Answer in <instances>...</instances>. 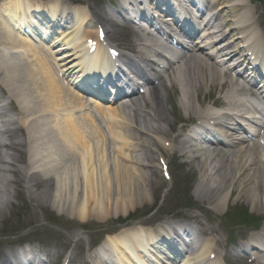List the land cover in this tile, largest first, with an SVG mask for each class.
Wrapping results in <instances>:
<instances>
[{
  "label": "bare ground",
  "instance_id": "1",
  "mask_svg": "<svg viewBox=\"0 0 264 264\" xmlns=\"http://www.w3.org/2000/svg\"><path fill=\"white\" fill-rule=\"evenodd\" d=\"M230 4H232L231 0H217L218 10L226 18L227 30L232 36H236L231 27V22L236 18L238 21L245 19L241 33H245L248 38L253 37L254 31L251 27L253 22L250 16L248 14L239 15L238 11L241 8H237L235 5L230 6ZM39 7H43L44 11L47 9L50 13V15H44L42 18L43 32L48 35L58 34L57 37L60 39L57 40L56 37L54 43L57 44L58 41H61L65 49L67 47L72 51L63 53L62 56L56 58V53L51 50L50 46L38 48L32 44V38L38 34L36 33L37 29L32 27L35 23L32 13L34 9ZM60 9L64 14L65 8L58 0H11L0 5V46L3 48L4 44L9 45L10 49H6L5 54L11 55L5 57L0 50V88L9 100H12V105L19 116V123H22L27 135L30 138L33 136L39 138L42 134L37 144L33 142L30 146L28 163L23 169L20 181H32L36 178L42 181L51 180L55 182L53 186L60 185L65 189L68 188L66 187L67 182L71 179L74 184L73 189L76 188L74 191L81 193V197L74 192L72 201L62 202L61 205L66 212L76 213L80 221L85 218V215H89L97 221H104L111 214L115 217L117 215L124 217L127 213H132L137 205H149L147 192L150 188L153 190L152 199L156 198L154 194L158 190V187L152 182V178L147 179L133 165L130 164L131 167L126 165L128 162L137 165V161L133 162L134 157L139 158L141 154L136 153L135 150L154 151L153 144H147L139 140L138 137H134L132 131L143 133L142 137L147 142H151L152 136H159V133L165 134L166 131L158 126L157 121L166 123L163 104L170 103L171 97L153 90L151 94L153 101H137L138 105L145 103V108L152 112L151 115L138 110L139 108L135 106L134 109L138 111L131 118L130 123H127V117L122 110L123 106L108 107L107 113L102 107L96 106L95 109L107 130V132L101 131L98 127L99 121L88 113V105L84 102L83 97L74 91L71 81L68 80L69 76L66 70V65L69 68L71 63L76 65L79 62L78 59L73 58L74 56H83L85 53L84 40L89 34H93L92 32L88 33V29H86L90 19L86 12H81L79 16H76L75 11L78 10L74 8L71 27L60 32V28L55 29V21H52V17L58 15ZM2 13L7 17L8 15L13 17L14 23L18 22L19 27L24 25L29 29L31 25L34 35L13 32L9 24L5 22L6 18ZM106 17L107 22H112L110 16ZM6 25L7 29L4 28ZM248 38H246L247 41ZM140 40L141 38L133 41L131 46L135 47L133 44ZM153 40L155 43V39ZM139 45L143 49L154 51L153 48ZM154 46L158 47L157 44ZM255 47L261 49V40L256 41ZM98 48L96 55H103L102 47L99 46ZM195 49L201 50L199 47ZM141 52L142 49L139 48L138 53ZM18 54H22V57L26 58L31 54L37 63L36 68L25 61L27 68L21 69L15 59ZM70 56L73 59L69 64ZM200 56L199 60L198 57L192 56L182 62V66L188 62V66L186 65L187 75L183 89H176V93L181 96V99L190 100L193 91L200 105L211 104L215 106L216 102L231 103L237 93L245 94L247 89L238 85L237 80L231 78L228 73L215 69V64L208 55L200 53ZM192 59L199 62H193ZM204 60L211 61L212 64V68L209 70V85L205 84L204 75L203 77L199 76L200 73L198 72L193 74L194 63L199 66L202 74L206 71ZM54 61L60 64V72H57V69L52 66ZM170 71L172 77L176 78V84L179 85L175 67ZM59 73L62 78L58 77ZM12 85H17L20 91H23L22 101L12 89ZM230 107L233 108L232 104ZM187 110L194 113V110L189 106ZM79 112L83 114L82 117H79ZM197 116V119L204 118L201 114H197ZM78 121L82 122V128L77 124ZM54 143L63 147V149L56 148L57 152L63 153L62 160H57L56 154L53 155L52 153ZM109 146H115V148L111 149ZM231 147H236L238 150L231 153L226 149L215 148L211 152L212 154L197 153L190 150L194 160L198 161L197 165L200 168L202 181L207 177L212 181L211 185L205 184L203 191L213 198L218 193L220 194L218 200L222 206L215 207L218 213L222 211L223 204L227 200V194L231 189L232 192L240 191L241 197L254 204L255 209L259 211L264 207V198H258V192L264 195V174L261 171L259 174L257 165L261 160L260 158H264V150L259 151V148L257 149L253 145L245 146L241 142L231 144ZM122 150L128 151V153H122ZM51 156L54 159L50 161ZM9 159L10 156L7 155L6 164L9 163ZM208 161H211L209 165L211 177L207 174L206 165ZM48 162L50 165H47ZM31 172L33 173L30 175ZM70 172L72 175H69ZM213 176L218 178L219 183L212 179ZM3 177V170L0 168V182ZM66 191L68 192V190ZM55 197H57L56 194ZM10 199V196L4 194L3 189L0 188V218L1 213L11 204ZM31 201L36 204L38 209L44 208V201L40 197H34ZM51 201L55 200L51 199ZM51 209L53 208L51 207ZM26 212L28 225L30 219L33 220L34 215L31 211ZM180 226L182 229H189L187 223H182ZM160 235L157 230L144 229L139 226L128 228L114 236L107 237V245L104 246L105 251L108 252L107 255H111L120 253L121 249L125 250L132 260L125 259L121 254L119 264H134L133 262L138 261L139 264H160L156 260L158 258H162L166 263L171 264L172 260L163 251H159V247L152 250L149 246L151 244L158 246V242L163 237ZM256 240L259 244L262 243L260 238ZM206 245V243H202L197 250H194L195 254L189 259V262L183 264H218V260L216 263L204 261L205 257L212 253L210 252L211 245ZM186 246L191 247V245ZM241 248L245 250L246 246L242 245ZM251 250L254 251L255 249L251 248ZM5 254L11 255L13 260L18 262L22 258L27 260V264H35L37 259L43 258L47 253H36L27 246L7 250ZM261 258L263 259V256L258 258L257 264L262 263Z\"/></svg>",
  "mask_w": 264,
  "mask_h": 264
},
{
  "label": "rangeland",
  "instance_id": "2",
  "mask_svg": "<svg viewBox=\"0 0 264 264\" xmlns=\"http://www.w3.org/2000/svg\"><path fill=\"white\" fill-rule=\"evenodd\" d=\"M77 2H81L87 6L88 9H92V4L96 6H101L102 3H100V0H77ZM88 4V5H87ZM85 9V8H84ZM95 20L94 18H92ZM113 31V30H112ZM116 32V31H115ZM112 33V32H111ZM125 34L123 32L116 33L117 38L119 41L121 40L124 42L127 40L125 39ZM33 142H36L35 139H33ZM173 167H175V162H173ZM186 179L178 180L177 182H173L171 186V182H166L162 179V177L159 176H153V179L156 180V182L160 185L159 180H161V185L156 191V198L159 199L160 202H162V211L159 214L152 215L151 217L145 216L142 220L144 224L147 225H153L155 222L158 221V219L162 218L163 216L169 217V213H178V209L174 205L171 206L169 202H173V194L175 189H179V197L181 198L179 201V205H182V198L187 197L190 198V193L192 192L190 187V176L184 177ZM164 182V183H162ZM70 186V184H69ZM47 185H42L41 188L43 191H45ZM17 191V196L14 198L15 201L11 204L10 208L5 209L3 213H1L0 218V252L5 251L6 249H9L10 247H13L17 243L20 242H27L30 244V242L35 246L40 247H51L53 253L56 255V249L58 252H60V258L52 264H63L65 258L68 256L71 257L69 264H82L83 260L81 258H84V252L87 250V248L90 249L89 256L91 257L93 248L104 242V235L105 234H113V231H115L118 227H122L121 225H125L122 222L108 220V221H97L96 219H90L88 224L86 226L81 225L79 226V223H77V220L74 218L66 217L65 215L61 218L57 217H51L48 221L53 224H42L41 222L34 223L30 219V223L27 225V212L25 210V213L23 214V208L20 210H17L18 204H21L20 198H21V191L22 187L21 185L15 187ZM188 190V191H187ZM186 191V193H185ZM173 192V193H171ZM171 193V194H170ZM73 192L72 190H68V193L66 192V197L72 199L73 198ZM153 191L151 192L149 190L147 194V198L149 199V203L154 201L152 199ZM20 197V198H19ZM171 206V207H170ZM26 208V207H25ZM47 208V207H45ZM237 206L233 207L232 209L235 212ZM150 208L145 206L142 211L148 210ZM16 210L19 211L16 213ZM48 209L45 210V212ZM24 215H26V218H24ZM76 216V213L74 214ZM89 218V217H88ZM120 219V217H119ZM214 225H217V227L220 230L223 229H230V226L228 222L222 221L220 223L219 221H216ZM72 227H76V229H72ZM69 230V231H68ZM216 230L218 233L221 234L222 231ZM25 232V233H24ZM23 233V234H22ZM22 234V235H21ZM30 236V237H29ZM45 237L47 239H45ZM36 242H34V241ZM75 240V242H73ZM29 241V242H28ZM50 243H46V242ZM213 241H215V247L212 249L214 252H216V248L219 246V237L214 235ZM46 243V244H45ZM225 243V241H224ZM47 245V246H46ZM62 247H65V250L61 252ZM86 255V254H85ZM219 255V254H218ZM88 258V257H86Z\"/></svg>",
  "mask_w": 264,
  "mask_h": 264
}]
</instances>
